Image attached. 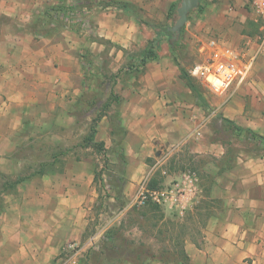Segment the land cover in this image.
<instances>
[{
	"label": "crops",
	"instance_id": "1",
	"mask_svg": "<svg viewBox=\"0 0 264 264\" xmlns=\"http://www.w3.org/2000/svg\"><path fill=\"white\" fill-rule=\"evenodd\" d=\"M116 1L126 2V12L134 18L140 17L137 7L142 6L144 19L159 21L162 17L165 21L172 14V4L180 0ZM245 3L246 0L207 3L199 12L202 21L196 24L190 20L182 36L190 38V46L195 48L194 64L225 47L246 50L248 43V53L258 50L246 80L226 92L215 93L223 99L225 122L230 120L264 136V28ZM75 5L67 6L75 10L65 15L58 27L42 38H33L25 32V19L33 18L31 28L37 33L38 16L59 4L49 0H0V159H14L24 134L36 135L49 128L58 112L69 114L88 91V75H96L97 71L84 59V52L95 64L98 56H105L109 43L112 46L107 52L115 55V66L139 64L149 42L156 37L153 33L141 46L138 32L144 28L138 23L99 21L95 35L105 40L87 39L85 33L74 39L69 37L72 35L68 30L74 31L71 24L76 22L80 29L84 24L78 17L81 9ZM150 26L156 32V24L151 22ZM120 30L125 34L120 35ZM162 30L165 36L171 28ZM162 38L154 46L157 57L139 64V85L131 83L125 98L119 94L122 86L113 90L120 98L116 102L117 117L121 124L126 123V134L118 148L126 161L121 190L133 196L141 181L158 172L163 180L160 185L172 186L191 169L175 171L167 166L176 151L187 149L208 157L198 188L212 198L213 210L201 233L186 238V263L110 257L102 246L104 231L100 238L93 237L95 246L91 250L96 252L89 264H264V150L256 146L231 152L224 141L211 136L213 113H204L192 97L194 87L184 81L172 44L166 49ZM212 40L217 44L212 45ZM130 47L139 50L135 52ZM208 132L211 137L204 136ZM234 135L247 140L235 132ZM37 174L49 177L39 183L28 182V178L7 191H1L3 182L0 184V199L6 204L0 207V264H72L63 257L64 244L84 238L89 222L86 207L91 206V201L95 203L93 197L88 198L96 190L91 182L93 175L87 179L83 172L69 167ZM170 192L164 203L166 211L176 210L171 208L174 192ZM128 198L126 206H132Z\"/></svg>",
	"mask_w": 264,
	"mask_h": 264
},
{
	"label": "rangeland",
	"instance_id": "2",
	"mask_svg": "<svg viewBox=\"0 0 264 264\" xmlns=\"http://www.w3.org/2000/svg\"><path fill=\"white\" fill-rule=\"evenodd\" d=\"M49 1L59 4V7L66 6V8L76 3V8L81 9L78 17L80 18L79 20L84 22L83 27L80 29L79 25L75 22L71 24V28L74 31L68 30L72 35L69 37L77 40L79 36L83 37L84 33L87 39L94 40L97 38L101 40L100 38H102V40H105L104 36L95 35L98 33L95 30V26L99 21H102L104 24H110L111 22L131 24L135 22L144 28L143 31L138 32L141 39L138 42L142 46L153 33H156L151 29V22L156 24L157 31L162 30L164 27L171 28L177 19V12L167 17L165 21H162V17L159 21L158 19L150 17L144 19L142 15L144 8L142 6L137 7V9L139 8L138 13L140 17L137 16L134 18V16L126 12V8L123 7L122 3H117L113 0H59V3L57 0ZM215 1L217 0H202L204 2L203 8H205L207 3ZM49 3L47 6H49ZM245 4L251 12L252 9L249 0H246ZM199 12L200 10H193L189 14V19L186 24L190 20L192 22L195 20L196 24L197 22L200 23L202 20H200L201 16ZM45 13L48 12L46 11ZM46 16H43V14L38 16V21H36L38 24L36 26L37 33L31 28L32 22L34 21L32 20L33 18L25 19V32L33 38H42L44 33L53 30L58 27V23H61L59 20L53 22L51 18H49L50 22H44L43 19ZM7 21L11 22V18ZM121 34L124 35L125 32L120 30ZM126 34H128V31ZM170 38V34L162 38L164 42L163 46H166V49L171 44ZM120 39H122L121 36ZM111 46L109 43L106 45V54L103 58H99L97 55L98 58L95 59L96 63L92 66V70L97 71L95 72L96 75H88V91H85L78 103L73 105L69 114L67 112H58L56 121L49 128L39 131L36 135H31V132L24 134L23 143L17 151L15 158L10 160L0 159V169L5 170L4 173L0 170V184L6 180L14 181L25 176L31 178L28 182L39 183V181L49 177L48 175L37 176L38 171L43 169L47 170L46 172L55 170L60 172L64 167H69L77 170V172H83L87 179L93 175L91 182L96 187V190L89 193L88 198L90 196L93 197L95 203L91 201V206L86 207L87 219L89 220L88 226L82 241H71L64 244L62 254L63 257L66 256V262H70V257L74 254V251L67 250L66 246L69 243L75 242L81 248L78 255V264H89V259H94L95 257L93 255L96 252L91 250L95 246L93 244V237L96 236L98 238L99 236L100 238L103 232L109 227L111 228V226L119 228L121 232L119 238L132 241L131 244L128 243L129 246L138 245L141 247V243H143L144 247L148 249L152 247L158 250L161 246L168 244L167 240L160 241L161 239H159V230L166 227L165 223L167 219H160V213H150V220L144 219L142 217L144 209L142 207H132L137 202V194L140 190L141 183L133 196H128L126 192L124 193L121 190V188L124 189L126 161L122 158L118 148L120 146L119 143L126 134V123L123 121L121 124L117 117L118 109L116 107V101H110L114 95L113 90L115 87L120 88L122 86L123 91L121 90L122 93L119 94L124 97L131 83L133 86H138L142 69L139 64L134 62L123 63L120 67L115 66V55L111 56L107 52V49H110ZM118 49L122 50L123 48ZM129 49L133 50L135 48L130 47ZM136 50L138 51L139 49L136 48L135 52ZM172 52L180 60L184 81H187L194 87L195 92H192V97L203 107L204 113H208L210 116L213 113L214 127L211 136L214 135L218 141H224L226 147L231 152L238 148L245 150L255 148L256 145L248 138H245L247 140H240L238 137H235L231 125L222 119L224 117L222 113L223 99L215 93L216 91L207 81L193 75L192 68L197 61V54L195 48L190 46V38L181 36L180 43L172 46ZM84 53L86 54L87 52ZM126 67L129 68L127 69ZM67 115H70V117ZM100 115L101 119L95 122L94 118ZM93 126H96L94 141L90 139ZM209 134L210 132L204 133V136L207 137ZM205 137L202 138L204 139ZM100 140L104 141V147L98 145ZM178 153L181 155H176ZM171 158V165L167 166L168 168L170 167V169L175 171L179 169L196 171L198 182H201V176L203 174L202 166L208 160L207 156L205 157L184 149V151H176ZM81 181L85 182V180ZM161 186L166 188L171 186V184ZM119 190L123 192L124 200L127 201L126 197L130 198H128L130 201L129 205L132 206L121 207L123 201L117 197ZM196 204L202 206L201 214L197 217L198 222L189 224V230H197L201 226L200 220H203L204 215L211 212L214 206L212 198L206 196L203 190L202 192H198L197 197L193 200L184 215H180L176 210L172 209L171 211H166L164 204L163 206L167 218H182L180 220H183ZM2 205L6 204L0 199V207ZM20 206L23 207V204H20ZM170 229L171 232L172 230L174 232L176 231L174 229H177V227L170 225ZM97 240L100 243V239ZM126 255L128 254H124L122 258L126 257Z\"/></svg>",
	"mask_w": 264,
	"mask_h": 264
},
{
	"label": "trees",
	"instance_id": "3",
	"mask_svg": "<svg viewBox=\"0 0 264 264\" xmlns=\"http://www.w3.org/2000/svg\"><path fill=\"white\" fill-rule=\"evenodd\" d=\"M116 2L122 3L124 8H127V6H128V4L126 2H120V1H116ZM177 6H178V3L172 4V6H171V13L172 14L177 12ZM201 8H203V2H201L199 8L196 10H201ZM73 10H75V9H72V7H71V10L68 9V7L67 8L66 7L52 8L51 10L47 11L48 13L43 14V16L47 15L43 19V21L48 23V22H50L49 18H51V21L53 20V22H56L58 20L62 22L63 21L62 18L65 15L68 16L69 12H72ZM164 32H165L164 30H157L156 31V34H157L156 37L149 42L148 47L144 50V52L142 54V58L140 59L139 64L148 58H156L157 57V53L154 50V46L159 43V41L161 40V38L164 35ZM167 33H169L171 35L170 39H171L172 46H176L180 43V39H181V36L183 34V28L180 32V36L177 39L173 38V31L172 30L167 31ZM83 57H84V59H86V61L91 66H93L94 61L88 53H86V54L84 53ZM182 75L184 76L183 73H182ZM112 101H116L118 103L120 101L119 96L114 94L112 97V100L110 102H112ZM100 119H101V115L94 118V121L98 122ZM227 123L229 125H232L233 130L237 135L250 139L257 147L264 150V136L263 135L258 134L257 132H255L251 129L244 128V127H241L237 124H234L230 120H228ZM95 133H96V126H93L92 127V133L90 134V139L92 141H94V139H95ZM98 145L100 147H104L105 144L103 141H100V142H98ZM46 171L47 170L43 169V170L38 171V173H44ZM28 177L29 176L21 177V178L14 180V181H11V180L4 181L2 183V190L1 191H7L9 189H13L14 187H16L17 183L21 182L22 180H24ZM162 181L163 180L161 178L160 172H158V173L154 174L148 180L147 187L149 189H158L161 187L160 184ZM122 193L123 192L121 190H119L117 193V197L119 199H121V201H123L121 207H125L127 205V201L124 200V195ZM132 207L133 208L142 207L144 209V211L142 212V217L144 219L150 220V218H149L150 213H152V214L160 213V219H164V218L167 219V222L165 223L166 227L159 230V234H160L159 239H161L160 241H162L164 239L167 240L168 244H166V246H161L158 250H155L152 247L148 249V248L144 247L143 243H141L142 244L141 247H139L138 245L129 246L128 243L131 244L132 241L125 239V238H119V235L121 234L119 228H115L114 226H111V228L109 227L107 230H105L103 237H102L103 250H107L106 255H110L111 257H117V256L121 257L124 254H128V255H126V257H124V259L132 258V259L144 261L148 258H151V259L153 258V259H160L164 262H166V261L167 262L168 261H181L182 263H186L188 260V255L186 254L185 248H184L185 240L189 235H194L196 232L201 233L202 227H204L206 225V220L210 215V212H208L204 215L203 220H200V222H201L200 228H197V230H189V227H190L189 224H193V223H196L199 221L197 217L201 214V209H202V206L199 204H196L194 206V208L188 212V215L183 220H179L176 218H167L165 215L163 204L156 201V200H153L150 196L148 197V200L145 202V204L138 206V204L135 203ZM155 225H157V223H155ZM170 225L177 227V229H174L177 232L176 231L173 232V230L171 232ZM121 242H123V243H121Z\"/></svg>",
	"mask_w": 264,
	"mask_h": 264
},
{
	"label": "built area",
	"instance_id": "4",
	"mask_svg": "<svg viewBox=\"0 0 264 264\" xmlns=\"http://www.w3.org/2000/svg\"><path fill=\"white\" fill-rule=\"evenodd\" d=\"M249 2L254 17L257 21L262 22L264 28V0H249ZM211 44L216 45L217 42L212 40ZM245 46L246 50H238L231 47L217 49L206 61L196 63L193 66V75L203 78L217 93L226 92L232 85L246 80L257 59L258 50L248 53V43ZM148 180V178H145L142 181L137 194L136 204H145L149 196L153 200L164 204L172 190L174 197L170 201L171 208L176 209L180 215H184L200 191L198 188V176L196 172L191 170L184 172L183 176L168 188L161 186L158 189H149L147 187ZM79 247L75 242L66 246L67 250L74 251L69 260L73 264H78L79 262L78 255L81 250Z\"/></svg>",
	"mask_w": 264,
	"mask_h": 264
},
{
	"label": "water",
	"instance_id": "5",
	"mask_svg": "<svg viewBox=\"0 0 264 264\" xmlns=\"http://www.w3.org/2000/svg\"><path fill=\"white\" fill-rule=\"evenodd\" d=\"M202 0H181L177 6V19L171 30L173 31V38L177 39L180 36L182 28L189 19V14L199 8Z\"/></svg>",
	"mask_w": 264,
	"mask_h": 264
}]
</instances>
